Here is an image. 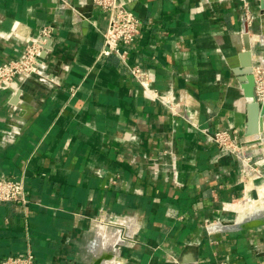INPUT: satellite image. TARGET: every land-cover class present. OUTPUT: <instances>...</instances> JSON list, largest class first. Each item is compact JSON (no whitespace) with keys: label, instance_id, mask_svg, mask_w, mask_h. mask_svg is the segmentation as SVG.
Returning <instances> with one entry per match:
<instances>
[{"label":"crops","instance_id":"obj_1","mask_svg":"<svg viewBox=\"0 0 264 264\" xmlns=\"http://www.w3.org/2000/svg\"><path fill=\"white\" fill-rule=\"evenodd\" d=\"M123 1L139 35L100 56L94 0H0V64L51 28L43 74L0 86V177H23L28 199L0 203V264L28 250L35 264H264V226L213 230L264 209L244 56L248 29L264 62V0ZM224 129L240 155L210 138ZM110 213L123 226L99 222Z\"/></svg>","mask_w":264,"mask_h":264},{"label":"built area","instance_id":"obj_2","mask_svg":"<svg viewBox=\"0 0 264 264\" xmlns=\"http://www.w3.org/2000/svg\"><path fill=\"white\" fill-rule=\"evenodd\" d=\"M102 10L108 13V25L105 31V41L100 56H109L117 53L125 56L127 50L121 51L120 47L128 46L139 35L140 18L127 7L123 0H94ZM51 32V28L43 29L40 38L26 45L18 58L0 64V86H11L19 75H39L42 70L43 46ZM132 74L146 89L149 88L150 74L141 66L130 67ZM254 76V97L261 102L264 99V62L259 61L253 67ZM43 78V77H42ZM161 97V96H160ZM162 99V97H161ZM164 100V99H162ZM165 101V100H164ZM167 102V101H165ZM210 138L217 143L221 150L240 155L242 145L235 142L229 130H219L210 135ZM20 201L28 202L27 185L23 177H0V203ZM101 224L112 226H123V222L114 219L112 213L105 218H98ZM35 254L32 250L18 255H10L4 258L1 264H35ZM106 264H127L121 261H109ZM219 264H233L229 259L222 260Z\"/></svg>","mask_w":264,"mask_h":264},{"label":"water","instance_id":"obj_3","mask_svg":"<svg viewBox=\"0 0 264 264\" xmlns=\"http://www.w3.org/2000/svg\"><path fill=\"white\" fill-rule=\"evenodd\" d=\"M245 39V54L246 57V73L249 75L250 83L248 85V118L245 136L250 138L246 140L248 145L258 144L261 142V135L264 133V99L259 102L254 97V76H253V52L251 48V40L249 36V30L246 29L244 34ZM48 38L46 39V41ZM46 51V46H43ZM46 52H42L41 57H45ZM253 137V138H251ZM264 226V209L255 210L247 214L240 220H233L228 222H218L213 225V230L219 231H239L246 229L259 228ZM123 234V233H122ZM123 241L119 243V247L127 246L128 241L133 240L134 234L131 231L125 232L122 235ZM120 253V252H119ZM121 254V253H120Z\"/></svg>","mask_w":264,"mask_h":264}]
</instances>
